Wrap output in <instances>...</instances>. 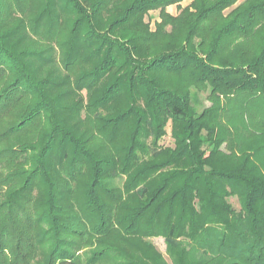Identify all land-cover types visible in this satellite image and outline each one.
Masks as SVG:
<instances>
[{
    "label": "trees",
    "instance_id": "trees-1",
    "mask_svg": "<svg viewBox=\"0 0 264 264\" xmlns=\"http://www.w3.org/2000/svg\"><path fill=\"white\" fill-rule=\"evenodd\" d=\"M184 1L0 0V264H264V0Z\"/></svg>",
    "mask_w": 264,
    "mask_h": 264
},
{
    "label": "rangeland",
    "instance_id": "rangeland-1",
    "mask_svg": "<svg viewBox=\"0 0 264 264\" xmlns=\"http://www.w3.org/2000/svg\"><path fill=\"white\" fill-rule=\"evenodd\" d=\"M191 0H185L184 2H183V5L185 6V5H188L189 4V2H190ZM241 1H243V0H240L239 2H241ZM168 11L171 13V14H173V15H176L177 13H178V9H177V7H170L169 9H168ZM156 20H159L158 19V12H153V13H151L150 14V18H148V21H151V24H152V27H154V22L156 21ZM201 101H202V103H203V106H207V107H210L211 105H210V103L206 100V94H201ZM202 107H200V109H201ZM161 145H163V146H165V147H173L174 146V139L171 137V136H167L166 138H164L163 140H162V142H161ZM229 202H230V204L233 206V208H235L236 210H240V204H239V201H238V199L236 198V197H233L232 199H230L229 200ZM152 242H153V244L156 246V248H157V250L159 251V252H161L162 254H164L165 255V257L167 258V260H168V257H167V255L165 254V249H166V244H165V240L164 239H162V238H158V239H153L152 240Z\"/></svg>",
    "mask_w": 264,
    "mask_h": 264
}]
</instances>
